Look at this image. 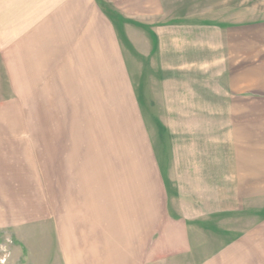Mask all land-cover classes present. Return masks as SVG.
<instances>
[{"label":"rangeland","instance_id":"obj_1","mask_svg":"<svg viewBox=\"0 0 264 264\" xmlns=\"http://www.w3.org/2000/svg\"><path fill=\"white\" fill-rule=\"evenodd\" d=\"M21 1L24 22L15 25L22 29L26 42L22 88L26 101L23 110L16 104L12 86L6 87L7 73L0 62V91L8 92L0 94L7 99L0 102V127L15 126L31 142L35 137L38 141L40 137L46 139L51 150L42 152L46 156L42 158L41 174L51 187L59 184L48 176L69 175L73 182L68 185L73 191L84 186H89L90 192L111 190L117 183H109L111 178L140 177L149 164L159 181L161 170H167L161 168L165 161L170 162L171 157L187 159L186 151L178 152L176 143L199 141V136L186 135L187 131L179 129L175 118L162 117L170 112L167 106L175 110L177 105L162 102L157 82L160 76L153 69L158 57L144 36V29L151 25L205 20L230 26L239 34L232 39L236 66L264 72V0H144V4L141 0H95L87 7L84 0L80 5V0ZM147 2L151 4L145 6ZM0 19L4 21L0 22L1 31L15 32L3 9ZM82 19L85 21L81 24ZM11 63L17 66L16 54ZM15 74L12 70L14 78ZM181 121L183 127L192 130V119ZM35 129L41 134L33 135ZM205 138L208 136L200 137L207 144ZM146 162L147 167L140 166ZM11 170L18 175L25 173L18 167ZM124 181L118 184L121 191L117 197H109L111 202L125 198L123 186L129 187L132 179ZM21 185L15 184L16 191L5 193L12 196L17 192L13 201L24 212L16 215L15 222L11 215L9 227L0 228V264H64L59 240L69 239L74 231L61 233L53 219L36 220L30 205L33 191L22 190ZM98 212L92 207L84 210V232L102 228ZM113 213L109 207L103 212L109 219L108 236L118 232ZM258 218L249 214L218 220L216 230L208 236L216 239V248L211 250L217 253L202 254L198 264H264V213ZM236 241L244 246L233 245ZM212 257L215 263L210 262Z\"/></svg>","mask_w":264,"mask_h":264},{"label":"crops","instance_id":"obj_2","mask_svg":"<svg viewBox=\"0 0 264 264\" xmlns=\"http://www.w3.org/2000/svg\"><path fill=\"white\" fill-rule=\"evenodd\" d=\"M1 1L0 9L9 17L15 32L0 30V40L13 39L0 42V62L7 73L6 87L12 86L11 96H16V104L23 110L26 42L22 29L15 25L24 22L23 1ZM94 4L95 0H84L85 7ZM96 6L99 8V3ZM80 21L82 24L85 20ZM234 30L205 20L166 22L144 29L158 57L153 69L160 76L157 82L162 102L177 105L175 110L167 106L170 112L162 117L175 118L179 129L188 132L186 135L199 136V141L193 143H176L178 152L186 151L187 159L171 157L170 162L165 161L161 168L167 170H161L159 181L146 162L140 166L148 165V173L111 178L109 183L117 182L111 190L90 192L89 186H84L73 191L68 185L73 182L69 175L48 176L59 184L51 187L45 174H41L42 158L46 156L42 152L51 150L46 139L40 137V141L45 139L41 143L35 137L31 142L15 126L0 127V228L9 227L10 217L15 222L16 215L24 212L13 201L17 192L5 195L6 191H16L15 184L20 183L22 190L33 191L30 205L36 220L53 219L61 233L74 231L69 239L59 240L64 264H198L202 254L217 253L211 250L216 248V239L208 236L216 230L218 220L249 214L258 218L264 213V72L236 66L232 39L239 34ZM130 43L134 47L131 39ZM14 54L15 68L11 63ZM5 93L8 94L0 91L1 95ZM2 97L0 102H7ZM183 118L193 120L192 130L182 126ZM38 134L41 133L35 129L33 135ZM206 135L204 144L200 137ZM12 167L25 173L18 175ZM126 178L132 181L129 187L123 186L125 198L111 202L109 199H115L121 191L117 189L119 182ZM90 207L99 211L97 221L103 223L102 228L91 233L84 232V210ZM108 207L115 211V236L107 234L109 219L103 212ZM233 245L244 246L237 241ZM215 260L212 257L210 262Z\"/></svg>","mask_w":264,"mask_h":264}]
</instances>
